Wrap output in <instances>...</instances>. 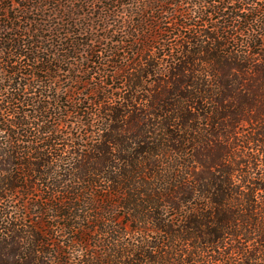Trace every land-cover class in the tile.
<instances>
[{
    "label": "trees",
    "instance_id": "16d2710c",
    "mask_svg": "<svg viewBox=\"0 0 264 264\" xmlns=\"http://www.w3.org/2000/svg\"><path fill=\"white\" fill-rule=\"evenodd\" d=\"M0 264H264V0H0Z\"/></svg>",
    "mask_w": 264,
    "mask_h": 264
}]
</instances>
